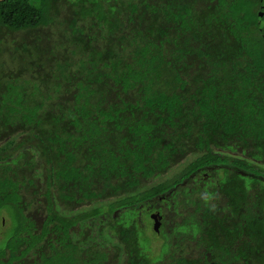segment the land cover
<instances>
[{"label": "trees", "instance_id": "trees-1", "mask_svg": "<svg viewBox=\"0 0 264 264\" xmlns=\"http://www.w3.org/2000/svg\"><path fill=\"white\" fill-rule=\"evenodd\" d=\"M0 264H264V0L1 2Z\"/></svg>", "mask_w": 264, "mask_h": 264}, {"label": "rangeland", "instance_id": "rangeland-1", "mask_svg": "<svg viewBox=\"0 0 264 264\" xmlns=\"http://www.w3.org/2000/svg\"><path fill=\"white\" fill-rule=\"evenodd\" d=\"M193 158H194V157H193ZM193 158L189 159L188 162H185V163L182 164L180 167H178V168L175 169L173 172H171V173L168 175V177L171 176V175H173V174H175V173H177V172H179L181 169H183L188 163H190V162L193 160ZM223 165H224V164H223ZM227 165H228V164H227ZM145 219H146V220H144V224H146V225H143V226L145 227L147 234H148V235H151V234H153L154 223H153V222L147 223L146 221H148V220H147L148 218H145ZM152 239H153V238H152ZM161 244H162V240H161V238L158 237V236H156V237L154 236L153 242H152V244H151V245H152L151 248H152V250H153L152 256H155V255H157V254L160 253V250H161Z\"/></svg>", "mask_w": 264, "mask_h": 264}, {"label": "water", "instance_id": "water-1", "mask_svg": "<svg viewBox=\"0 0 264 264\" xmlns=\"http://www.w3.org/2000/svg\"><path fill=\"white\" fill-rule=\"evenodd\" d=\"M3 1H6V0H0V3L3 2ZM260 15L262 16V15H263V12H261ZM155 229H156V230L158 229V223H156V225H155Z\"/></svg>", "mask_w": 264, "mask_h": 264}]
</instances>
